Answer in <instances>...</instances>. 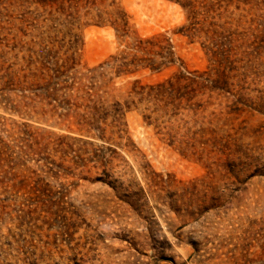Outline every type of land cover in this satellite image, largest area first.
<instances>
[{
  "label": "rangeland",
  "instance_id": "1",
  "mask_svg": "<svg viewBox=\"0 0 264 264\" xmlns=\"http://www.w3.org/2000/svg\"><path fill=\"white\" fill-rule=\"evenodd\" d=\"M182 1L116 0L179 58L126 73L95 12L0 0V264H264V0Z\"/></svg>",
  "mask_w": 264,
  "mask_h": 264
},
{
  "label": "trees",
  "instance_id": "2",
  "mask_svg": "<svg viewBox=\"0 0 264 264\" xmlns=\"http://www.w3.org/2000/svg\"><path fill=\"white\" fill-rule=\"evenodd\" d=\"M37 2L51 8L59 15H65L67 18L71 16L77 17L81 10H84L85 15H91L92 12H95L92 16L95 18L94 22L96 25H110L114 28L119 39L129 37L131 41L126 44L128 50L121 56L120 63V67L126 73L146 68L150 69L151 72H159L170 63H174L179 59L174 57V47L163 35H154L148 38L134 37L135 33H132L128 15L124 9L117 5L116 0H110V2L108 0H37ZM180 3L186 12L188 22L190 21L189 27L191 30L196 25L203 24V22L195 21L198 17L197 14H201L198 8L200 6L198 0H184ZM204 19L206 20V18ZM202 75L204 73L198 75L183 67L164 82L152 85H139V82L136 81L128 95L150 96V93L155 91L156 98L157 94L163 96L166 92L169 95L172 94L176 100L182 97L185 98L184 96L194 91L192 88L187 90L190 87L188 85L194 83L198 85L200 83L198 82L199 77ZM218 75L223 76L224 71L219 70ZM182 81H188L189 84L181 85ZM185 89L186 91H183ZM131 103H134L133 99Z\"/></svg>",
  "mask_w": 264,
  "mask_h": 264
}]
</instances>
